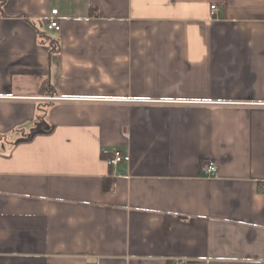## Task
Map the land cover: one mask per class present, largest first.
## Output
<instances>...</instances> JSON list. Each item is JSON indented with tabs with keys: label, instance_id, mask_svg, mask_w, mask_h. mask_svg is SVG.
I'll list each match as a JSON object with an SVG mask.
<instances>
[{
	"label": "crops",
	"instance_id": "obj_1",
	"mask_svg": "<svg viewBox=\"0 0 264 264\" xmlns=\"http://www.w3.org/2000/svg\"><path fill=\"white\" fill-rule=\"evenodd\" d=\"M172 259L264 264V0H0V264Z\"/></svg>",
	"mask_w": 264,
	"mask_h": 264
},
{
	"label": "built area",
	"instance_id": "obj_2",
	"mask_svg": "<svg viewBox=\"0 0 264 264\" xmlns=\"http://www.w3.org/2000/svg\"><path fill=\"white\" fill-rule=\"evenodd\" d=\"M218 7L216 5H211L210 6V10L213 13ZM51 14L55 15L57 14V9H52L51 10ZM45 28L47 30H54V31H58L60 26L58 23V20L55 18H49L47 19V21L45 22ZM31 100L37 101V102H46V103H54V102H61V101H68V100H72V99H67L64 97H58V96H46V97H31ZM122 153L119 150H114L113 151V155L112 158H110L108 160V162L110 164H116L122 161ZM216 166L213 163H205L201 166V173L206 176V177H210L216 174ZM167 264H187L186 260L184 259H172L170 261L167 262Z\"/></svg>",
	"mask_w": 264,
	"mask_h": 264
}]
</instances>
